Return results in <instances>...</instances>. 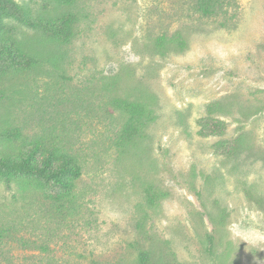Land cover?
Wrapping results in <instances>:
<instances>
[{"label":"rangeland","instance_id":"obj_1","mask_svg":"<svg viewBox=\"0 0 264 264\" xmlns=\"http://www.w3.org/2000/svg\"><path fill=\"white\" fill-rule=\"evenodd\" d=\"M191 2L0 0L35 20L77 17L68 43L18 13L1 18L13 54L40 63L22 70L0 47V156L54 141L82 165L65 219L44 197L49 185L0 175V264H137L141 249L157 264H264V0H240L234 29ZM117 96L157 116L127 144ZM206 117L225 132L200 134ZM11 128L17 139L3 136ZM237 137V153L216 152ZM149 186L161 194L154 205Z\"/></svg>","mask_w":264,"mask_h":264},{"label":"trees","instance_id":"obj_2","mask_svg":"<svg viewBox=\"0 0 264 264\" xmlns=\"http://www.w3.org/2000/svg\"><path fill=\"white\" fill-rule=\"evenodd\" d=\"M60 4L71 5L76 0H55ZM193 9L203 17L219 19V25L227 29H234L237 26V18L240 8V0H192ZM18 13V18L28 27L39 30L57 40L60 43H68L75 36V22L77 17L74 13L66 12L57 17L35 20L29 14L18 12L10 4H5L0 9L1 18L5 15ZM16 16V15H14ZM17 17V16H16ZM167 41L166 36L158 38L157 46L162 48ZM180 48L187 45L186 39L181 35L175 38ZM0 47L3 53L14 61L22 70L36 67L40 61L16 47L17 54L14 55L12 48L0 38ZM4 91L0 87V95ZM114 108H117L127 115L126 122L120 133V141L124 144L132 142L142 135V131L157 118L153 108L141 101H132L123 97H114L111 100ZM199 133L208 135H222L226 130V124L218 119L204 118L200 121ZM3 136L9 139H17L20 136L18 128L6 129ZM242 147L241 137L228 140H219L215 143L216 152L219 154L231 155L237 153ZM0 175L10 185L13 177H32L49 185L50 189L44 192V197L55 211V215H63L74 211L75 195L73 193L76 180L82 175V165L79 158L72 152L60 146L56 142L37 140L28 145L19 157L0 156ZM149 204L158 202L161 194L155 191L154 186L146 189ZM49 245H41L45 258L50 261L53 256L50 254ZM41 254V255H44ZM49 264H52L51 262ZM137 264H157L153 261L151 253L147 249H141L138 254Z\"/></svg>","mask_w":264,"mask_h":264}]
</instances>
